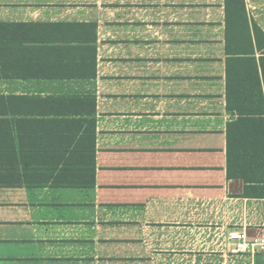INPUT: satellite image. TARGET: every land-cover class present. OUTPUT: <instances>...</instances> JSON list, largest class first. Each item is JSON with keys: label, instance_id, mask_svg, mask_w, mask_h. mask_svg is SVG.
I'll return each mask as SVG.
<instances>
[{"label": "crops", "instance_id": "0c3cea01", "mask_svg": "<svg viewBox=\"0 0 264 264\" xmlns=\"http://www.w3.org/2000/svg\"><path fill=\"white\" fill-rule=\"evenodd\" d=\"M245 3L257 49L264 0ZM222 5L186 41L203 51L182 78L177 39L166 57L145 40L109 55L99 9L0 0V264H113L115 217L135 215L141 244L171 226L149 240L170 264H257L227 245L264 234V190L229 177L256 139L240 122L229 142Z\"/></svg>", "mask_w": 264, "mask_h": 264}, {"label": "rangeland", "instance_id": "374dc122", "mask_svg": "<svg viewBox=\"0 0 264 264\" xmlns=\"http://www.w3.org/2000/svg\"><path fill=\"white\" fill-rule=\"evenodd\" d=\"M65 1L99 9L102 21L107 26L105 39L108 44L107 49L111 51L109 55L119 54V51L127 49L128 41L135 48L137 40H145L147 57L153 56V51L158 49L155 44L157 41L162 42V57H166L169 56L170 51L174 50L173 46L170 47L169 42L177 39L179 42L177 47L179 77L182 78L186 77L184 75H192L197 71V61L191 57H199L200 50L203 51L201 48L186 46V41L196 38L194 34L196 29L202 31V35L205 31L203 36L207 37V31H211L213 25H218L214 23H220L223 20V0ZM143 31L144 39L141 35ZM131 40L135 43L130 42ZM121 219L122 217L116 216L114 221L115 256L113 264H170L169 256L150 254L154 248L149 245L150 237H156L160 242L164 235L167 237L174 234V232H170V225L153 226L156 228L146 232V244H141L138 238L136 215L130 216L128 223L121 222ZM163 227H166L165 230ZM155 229L158 232L154 231ZM125 237H128V240H124ZM176 259L181 260L182 257ZM257 261L259 264H264V254H261ZM241 263L248 264V261L241 259Z\"/></svg>", "mask_w": 264, "mask_h": 264}, {"label": "trees", "instance_id": "16d2710c", "mask_svg": "<svg viewBox=\"0 0 264 264\" xmlns=\"http://www.w3.org/2000/svg\"><path fill=\"white\" fill-rule=\"evenodd\" d=\"M225 11L227 111L234 117L238 116L236 123L229 125V142L232 126L240 122L246 126L242 134L256 139L252 152H245L247 155L243 156L241 166H234L229 156V177L244 179L247 184L264 190V33L254 25L256 49L245 0H225ZM260 138L262 143H259ZM248 191L247 186L245 195H249Z\"/></svg>", "mask_w": 264, "mask_h": 264}, {"label": "built area", "instance_id": "2783aa9c", "mask_svg": "<svg viewBox=\"0 0 264 264\" xmlns=\"http://www.w3.org/2000/svg\"><path fill=\"white\" fill-rule=\"evenodd\" d=\"M236 254H264V234L250 239L245 231H232L228 235V244Z\"/></svg>", "mask_w": 264, "mask_h": 264}]
</instances>
